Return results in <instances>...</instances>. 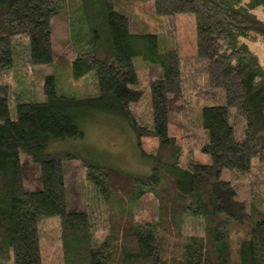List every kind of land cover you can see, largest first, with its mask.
I'll return each mask as SVG.
<instances>
[{
    "label": "trees",
    "instance_id": "1",
    "mask_svg": "<svg viewBox=\"0 0 264 264\" xmlns=\"http://www.w3.org/2000/svg\"><path fill=\"white\" fill-rule=\"evenodd\" d=\"M136 1L162 18L167 38L176 37L179 14L192 16L194 52L160 49L155 34H130L112 0H0V264H264V180L250 182L252 161L264 163V69L247 44H264V20L254 13L264 0ZM64 10L71 80L82 83V96L51 74L43 100L14 93L6 71L52 62L50 20ZM137 57L160 67L157 77L142 75ZM171 95L180 100L182 146L167 131ZM230 108L243 121L239 141ZM99 114L124 123L149 172L56 147L82 139V125ZM140 138L156 140L152 156ZM196 152L209 163H195ZM21 153L38 170L33 192L24 187ZM76 160L84 205L66 212L63 164ZM232 181L250 184L247 204ZM144 196L155 200L154 221L132 210ZM56 217L58 259L40 261L37 224Z\"/></svg>",
    "mask_w": 264,
    "mask_h": 264
},
{
    "label": "rangeland",
    "instance_id": "2",
    "mask_svg": "<svg viewBox=\"0 0 264 264\" xmlns=\"http://www.w3.org/2000/svg\"><path fill=\"white\" fill-rule=\"evenodd\" d=\"M113 9L128 18L129 33L133 35L155 34L157 36V44L160 49L175 50L181 55H191L194 52V21L192 16L179 14L176 18L177 28L176 37L167 38L162 32V18L154 15L148 10V3L138 2L136 0H112ZM254 13L264 20V9L257 8ZM51 38L53 57L52 62L48 65H39L28 69L14 71H6L4 82L12 86L14 93L20 92L24 97L33 96L36 101L43 100L41 89L43 86V78L46 75H53L59 83V87L65 91L72 92L76 97L82 96V83L80 81L71 80L70 59L68 55V27L66 12L61 11L50 20ZM251 51L255 53L258 61L264 69V44L261 42L247 43ZM136 67L142 66L147 71L144 74L147 77H157L160 67L144 63L141 58L134 59ZM159 69V70H158ZM1 73V72H0ZM107 86L117 90L120 97L123 96L122 88L113 83L114 81L103 77ZM168 99V135L175 139L178 145L182 146V120L180 100L177 96L171 95ZM9 117L14 116V106L8 103ZM229 124L233 129V137L237 141L242 138V119L235 115L234 110H228ZM84 137L68 139L64 142L57 143L59 150L77 151L80 156L90 157L102 160L107 165L123 170L127 173L143 171L149 172V162L146 158L140 157L135 149L134 136L126 128L124 123L119 119H115L110 115H96L92 120L82 125ZM140 147L142 153L152 156L156 140L154 138H140ZM21 171L23 174L24 187L27 191L39 189L38 170L34 164L24 154H19ZM194 162L199 164H207L208 158L199 153L194 154ZM65 191H66V212L78 211L84 205V195L81 188V169L79 168V160L65 161L63 164ZM250 182H260L264 180V163L253 160L250 168ZM230 174L222 171L221 178L226 180ZM232 186L236 192V199L247 204L249 199L250 184L247 182L232 181ZM155 200L149 196L137 200L132 204V210L135 212L137 220L154 221L157 213L155 208ZM38 225V241L36 250L39 249L40 261L45 257L49 261H57L58 259V218H46L40 220ZM45 256V257H44Z\"/></svg>",
    "mask_w": 264,
    "mask_h": 264
}]
</instances>
